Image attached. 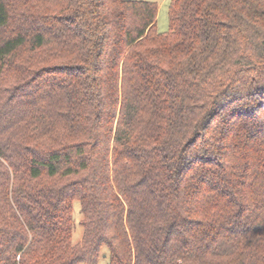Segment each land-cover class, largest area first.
Listing matches in <instances>:
<instances>
[{
  "label": "trees",
  "instance_id": "obj_1",
  "mask_svg": "<svg viewBox=\"0 0 264 264\" xmlns=\"http://www.w3.org/2000/svg\"><path fill=\"white\" fill-rule=\"evenodd\" d=\"M157 16L0 0V264H264V0Z\"/></svg>",
  "mask_w": 264,
  "mask_h": 264
},
{
  "label": "rangeland",
  "instance_id": "obj_2",
  "mask_svg": "<svg viewBox=\"0 0 264 264\" xmlns=\"http://www.w3.org/2000/svg\"><path fill=\"white\" fill-rule=\"evenodd\" d=\"M131 2H152L155 3L158 7V16H157V23H156V30L159 34H166L169 31V9L172 0H126ZM72 222H73V233L71 242L72 244H77L80 242L83 229L80 226V222L82 220L80 214V206L76 202L73 204V210L71 213ZM102 257L100 260V264H109L108 259V251L106 249L102 252Z\"/></svg>",
  "mask_w": 264,
  "mask_h": 264
}]
</instances>
